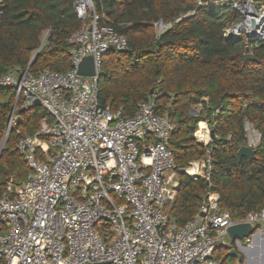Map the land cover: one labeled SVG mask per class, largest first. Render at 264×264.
Masks as SVG:
<instances>
[{
	"label": "built area",
	"instance_id": "1",
	"mask_svg": "<svg viewBox=\"0 0 264 264\" xmlns=\"http://www.w3.org/2000/svg\"><path fill=\"white\" fill-rule=\"evenodd\" d=\"M232 7L243 20L230 25L224 38L264 41V5L234 0ZM74 11L82 24L68 39V72L32 74L27 67L0 76V87L12 89L15 98L7 131L16 125L19 110L36 102L51 120H41L36 135L17 141L29 171L0 197V264H221L214 252L227 245L228 228L249 223L264 230V208L233 220L209 193L183 227L169 221L167 208L179 187L168 146L174 124L155 114L152 100L139 103L133 117L122 108L100 107L102 57L127 49L128 42L101 24L94 0H74ZM169 26L156 24L159 30ZM87 57L94 75L80 76L78 67ZM198 126L194 137L206 146L209 129L203 122ZM203 130L206 140L198 136ZM244 131L245 146L255 150L260 134L248 122ZM198 162L184 172L193 176L189 169L194 168V176L209 180L210 161Z\"/></svg>",
	"mask_w": 264,
	"mask_h": 264
},
{
	"label": "trees",
	"instance_id": "2",
	"mask_svg": "<svg viewBox=\"0 0 264 264\" xmlns=\"http://www.w3.org/2000/svg\"><path fill=\"white\" fill-rule=\"evenodd\" d=\"M233 1L94 0L101 24L128 42L127 49H112L102 57L100 107L122 108L133 117L139 103L152 100L155 114L174 124L168 146L179 187L167 214L177 227L194 218L209 193L218 196L219 208L233 220L264 208V41L224 38L240 18ZM251 1L264 5V0ZM158 23L170 26L159 30ZM81 24L74 0H0V76L24 70L35 54L30 73L68 72V39ZM246 48L254 61L243 63ZM14 103V91L0 87V197L29 171L16 148L19 138L36 135L41 120L51 121L41 106L19 112L2 147ZM201 122L209 129L206 146L194 137ZM246 122L260 134L253 160L237 157L246 144ZM206 160L209 180L184 172L191 163ZM229 244V249L218 246L214 258L221 264H243L241 253L240 263L227 255L234 243Z\"/></svg>",
	"mask_w": 264,
	"mask_h": 264
},
{
	"label": "water",
	"instance_id": "3",
	"mask_svg": "<svg viewBox=\"0 0 264 264\" xmlns=\"http://www.w3.org/2000/svg\"><path fill=\"white\" fill-rule=\"evenodd\" d=\"M253 28H257L256 23H252ZM36 54L33 56L32 60L30 61L28 68L31 66V64L35 61ZM246 61H254L253 55L249 52L248 48H246V53L243 56V63ZM92 59L90 57H87L83 59L81 64L78 67L77 73L80 76L84 77H90L94 75V70L91 66ZM90 66L89 69L85 70L84 66ZM35 106H39V103L36 102ZM23 110H19L21 112ZM194 113L193 110H191L190 114L192 115ZM9 134V131L6 132V137L4 139V142L2 144V147L4 143L6 142L7 136ZM1 147V148H2ZM238 159H241L242 157H246L249 160L255 159V150L251 149L248 145L241 147L237 152ZM178 190V189H177ZM228 239L230 242L237 245V249H230L227 253L229 257H234L237 259V262H241V256L240 253L242 252L244 255L243 264H264V246L260 250L257 247L251 248L249 247H242L241 243H246L251 240L252 245L257 244L260 239L262 238L264 240V230L257 229L254 225L249 223H238L236 225H232L227 230ZM263 234V236H261ZM246 252H251L256 256V258L251 261L248 256L246 255ZM261 258L259 259L258 256Z\"/></svg>",
	"mask_w": 264,
	"mask_h": 264
},
{
	"label": "bare ground",
	"instance_id": "4",
	"mask_svg": "<svg viewBox=\"0 0 264 264\" xmlns=\"http://www.w3.org/2000/svg\"><path fill=\"white\" fill-rule=\"evenodd\" d=\"M246 10H247L248 13L251 12V8H249L248 6L246 7ZM261 17L264 18V14H261ZM202 129H204V126H202ZM198 136L201 137L202 139L206 140V132H205V130L201 131V133L198 134ZM189 174L194 176L196 174V170L194 168H190L189 169ZM261 236H263V234H261ZM263 246H264V240L262 238L260 239V241L257 244H253L252 245V243H251V245H250L251 248L257 247L260 250L263 248ZM246 255L248 256V258L251 261H253L256 258V256L254 254H252L251 252H246ZM258 258L259 259L261 258V254H260V256H258Z\"/></svg>",
	"mask_w": 264,
	"mask_h": 264
},
{
	"label": "rangeland",
	"instance_id": "5",
	"mask_svg": "<svg viewBox=\"0 0 264 264\" xmlns=\"http://www.w3.org/2000/svg\"><path fill=\"white\" fill-rule=\"evenodd\" d=\"M233 9L236 10V11L239 13V17H240V18H239V22L242 21V20H243L242 18H243L244 15L241 13V11L237 10L236 8L233 7ZM237 23H238V22L234 23L233 26L236 25ZM44 40H45V38L43 39V42H44ZM198 109H199V106L193 109V111H194V113L192 114L193 116L196 115V112H197ZM206 129L208 130V127H207V126H206ZM198 130H199V126H198ZM208 132H209V131H208ZM198 142H199V141H198ZM200 142H201V141H200ZM200 142H199V143H200ZM202 143H204V142H202ZM198 164L201 165L202 162H198ZM199 170H201V168H199ZM176 174H177V173H176ZM186 174H187V173H186ZM177 177H178V175H177ZM229 242H230V241H229V239H228L227 245L225 246L226 249H229V248L231 247V245L229 244ZM262 244H263V243H262ZM250 245H251V240H250V239H249L248 242H246V243H244V244L241 243V246H242V247H249ZM233 248H234V249H237V245L234 244V245H233ZM241 254L243 255L242 252H241ZM243 257H244V255H243Z\"/></svg>",
	"mask_w": 264,
	"mask_h": 264
}]
</instances>
